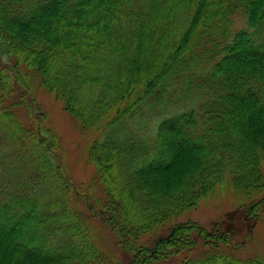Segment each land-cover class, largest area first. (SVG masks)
Instances as JSON below:
<instances>
[{
  "label": "trees",
  "instance_id": "1",
  "mask_svg": "<svg viewBox=\"0 0 264 264\" xmlns=\"http://www.w3.org/2000/svg\"><path fill=\"white\" fill-rule=\"evenodd\" d=\"M31 82L84 130L101 132L89 149L107 201L99 214L131 264L167 261L198 237L229 244L193 222L152 247L140 239L219 188L264 193V0H0V264L101 259L64 200L80 192L38 118ZM12 94L33 128L5 106Z\"/></svg>",
  "mask_w": 264,
  "mask_h": 264
},
{
  "label": "rangeland",
  "instance_id": "2",
  "mask_svg": "<svg viewBox=\"0 0 264 264\" xmlns=\"http://www.w3.org/2000/svg\"><path fill=\"white\" fill-rule=\"evenodd\" d=\"M30 87L31 95L37 103L35 109L39 120L51 130L57 140V159L64 167L66 178L80 192L75 194L70 191L64 196V200L83 220L93 245L98 249L101 259L94 264H131L132 256L121 249L116 234L99 214L107 201L103 187L96 179L95 167L90 163L89 149L92 142L101 138V132L84 130L81 124L64 110L61 101L35 82H31ZM4 103L12 111L17 112V117L24 127L33 128L34 118L27 107L19 105L15 94L8 96ZM262 172L264 175V165ZM263 198L264 193L247 198L232 189L219 188L214 194L201 200L195 208L185 211L171 223L159 228L153 233L154 236L148 235L140 239V243L152 247L158 238L168 235L175 224L193 222L213 234L220 229L221 233L228 236L229 244L209 245L198 237V246L182 250L169 257L167 261L156 264H181L185 259H198L210 253H223L240 260L262 257L264 256ZM59 200H63V195ZM258 201H261L260 207L251 212V207Z\"/></svg>",
  "mask_w": 264,
  "mask_h": 264
}]
</instances>
